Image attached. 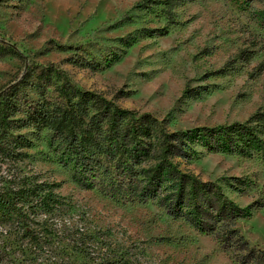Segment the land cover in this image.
<instances>
[{"label":"rangeland","instance_id":"374dc122","mask_svg":"<svg viewBox=\"0 0 264 264\" xmlns=\"http://www.w3.org/2000/svg\"><path fill=\"white\" fill-rule=\"evenodd\" d=\"M143 1L0 0V89L35 61L54 63L78 87L165 119L172 130L245 121L264 110V0L188 1L174 8V22L161 2L138 7ZM143 28L159 30L144 36ZM65 45L112 62L98 70L75 65L69 59L77 51ZM244 49L253 53L249 61L239 57ZM226 65V74H215ZM21 134L31 146H20ZM198 151L183 167L250 209L239 227L264 250V158ZM233 177L246 185L235 188ZM24 182L48 183L66 214L49 218L28 205L11 224L0 216V264H240L213 235L154 202L123 204L83 188L73 166L59 162L47 130L0 134V190ZM74 233L85 252L72 246Z\"/></svg>","mask_w":264,"mask_h":264},{"label":"trees","instance_id":"16d2710c","mask_svg":"<svg viewBox=\"0 0 264 264\" xmlns=\"http://www.w3.org/2000/svg\"><path fill=\"white\" fill-rule=\"evenodd\" d=\"M188 1L193 0H144L138 7L161 2L165 16L174 22V8ZM158 30L142 29L144 36ZM60 49L77 51L69 61L81 67L98 70L112 62L106 56L102 63L83 47L65 45ZM252 54L244 49L239 57L249 61ZM228 67L215 74H226ZM259 67L264 69L263 64ZM58 75L66 74L54 63L32 61L0 89L1 138L11 129L47 130L59 162L73 166L74 178L83 188L96 189L123 204L154 202L173 219L186 222L201 234L213 235L240 264H264V250L252 245L238 224L249 216L250 209L239 206L216 182L183 167L199 155L198 146L207 153L258 154L264 158V110L245 121L172 130L165 119L125 108L99 92L78 87L67 76L56 79ZM195 91L189 90L199 94ZM18 140L21 147L31 146L25 134ZM233 179L235 188L246 185ZM28 205L49 218L63 219L66 214L48 183L24 182L0 190L2 222L11 224ZM65 220L62 222L67 225ZM72 235V246L85 252L83 236ZM39 236V240L44 238ZM29 261L33 262H24ZM62 263L67 264L65 260Z\"/></svg>","mask_w":264,"mask_h":264}]
</instances>
